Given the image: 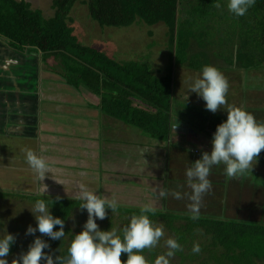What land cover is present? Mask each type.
Masks as SVG:
<instances>
[{
    "label": "trees",
    "instance_id": "trees-1",
    "mask_svg": "<svg viewBox=\"0 0 264 264\" xmlns=\"http://www.w3.org/2000/svg\"><path fill=\"white\" fill-rule=\"evenodd\" d=\"M224 1L51 0L53 16L47 18L42 10L34 9L27 0H0V37L15 48L40 51L45 62L52 58L58 60L66 73L65 80L98 97L103 113L140 130L151 139L169 142L176 116L193 130L194 136L211 140L217 125L226 120V116L204 108L184 110L174 107V63L192 64L196 72L201 73L204 66L211 65V54H216V49L221 47L227 50V57L216 56L215 61L222 59L233 66L236 62L240 75L244 76V70L249 78L256 73L263 76L264 72V0H256L238 22L232 18L230 22L225 20L228 25L218 34L217 28L213 29L214 25H211L217 21L218 15L222 16L220 13H224L221 11ZM79 3L87 5L90 18L101 27L130 28L137 22L153 27L163 24L168 29L172 53V64L166 75L157 78L147 66L122 64L102 51L83 45L70 26V16ZM217 3L220 8L216 7ZM204 25L208 28L205 31L201 28ZM175 56L178 61L174 60ZM215 61L213 64L217 65ZM245 82L241 81L243 85ZM243 107L247 109L245 101ZM258 109L247 110L258 115ZM257 164L264 167V150L259 154ZM5 197L6 194L0 192V199ZM51 199L56 198H44L46 201ZM80 204L81 201L60 199L51 208L54 217L65 220V237H69V241L63 237L51 242L50 249L45 250L54 261L57 257H67V249L74 238L67 224L77 211H81ZM106 211L119 213V219L124 220L122 226L132 215L139 214V210L121 207L115 212ZM202 215L193 220L192 216H182L171 210L150 214L154 225L161 224L168 232L167 238L175 239L181 245L172 260L179 264H264V222ZM111 228L119 230L121 227L109 222L105 231ZM194 245H199V253L193 252ZM17 250L16 241L9 256ZM168 250L161 239L156 247L145 249L141 254L147 264H154L155 259ZM126 258L122 253V262Z\"/></svg>",
    "mask_w": 264,
    "mask_h": 264
},
{
    "label": "crops",
    "instance_id": "crops-1",
    "mask_svg": "<svg viewBox=\"0 0 264 264\" xmlns=\"http://www.w3.org/2000/svg\"><path fill=\"white\" fill-rule=\"evenodd\" d=\"M47 62L40 51L15 48L0 37V190L19 186L31 197L75 201L89 191L134 210H179L188 199L190 206V155L209 152L211 140L175 131L169 142L151 139L103 113L98 97L64 81ZM27 150L49 165L44 180L26 163ZM218 174L211 169L208 177L215 188L222 183Z\"/></svg>",
    "mask_w": 264,
    "mask_h": 264
},
{
    "label": "clouds",
    "instance_id": "clouds-1",
    "mask_svg": "<svg viewBox=\"0 0 264 264\" xmlns=\"http://www.w3.org/2000/svg\"><path fill=\"white\" fill-rule=\"evenodd\" d=\"M256 0H228L227 9L236 17L244 16L255 5ZM217 8L221 5L217 3ZM229 84L224 75L214 66L206 65L202 68L198 78L189 85V92L195 93L205 102V110L215 114L226 105V95ZM227 118L217 125L211 139V152H202L200 158L186 169L188 187L191 189L190 212L192 219L199 217L200 204L203 194L211 189L209 180L211 169L214 166L223 165L224 173L228 177L242 174L253 169V161L264 150V123H258L250 112L240 107L229 106L226 111ZM174 120V119H173ZM174 123V122H173ZM178 125L174 123L175 129ZM146 163V161H144ZM26 163L44 180L50 171L45 159L36 155L32 150L26 152ZM46 191V188H45ZM166 192L161 191L163 197ZM176 199H181L179 192H174ZM81 201L79 209L86 211L87 220L82 231L74 234L70 246L67 249V257H57L46 252L50 249L49 243L42 237L58 241L65 237V220L54 217L51 208L59 202L37 199L32 206L31 213L35 219V227L29 225L26 236H33V241L26 251H22L12 264H147L141 254L145 249L157 246L164 235L161 227H156L150 219V214H155V209L143 206L139 214L132 215L129 222L119 230L111 228L108 231L100 230L97 220H104L108 209L115 212L118 203L115 200L101 198L89 191H82L78 197ZM58 230L54 231V228ZM0 236V264H9L7 257L10 249L16 243V237L6 230ZM41 234L37 236L36 234ZM165 254L158 256L154 264H170L169 257L181 250V245L175 239H167ZM193 252L199 253V245L193 246ZM126 254V260L122 262L121 254Z\"/></svg>",
    "mask_w": 264,
    "mask_h": 264
},
{
    "label": "rangeland",
    "instance_id": "rangeland-1",
    "mask_svg": "<svg viewBox=\"0 0 264 264\" xmlns=\"http://www.w3.org/2000/svg\"><path fill=\"white\" fill-rule=\"evenodd\" d=\"M34 9L42 10L45 17L53 16V11L51 9V0H27ZM228 0L224 1L222 16H217V21L214 22L211 26L216 27L217 33L220 34L223 32L225 25L228 23L225 20L238 22L236 16H231L227 9ZM226 4V5H225ZM70 26L74 29V33L77 36L78 40L85 46L95 48L99 51L104 52L113 60L119 63H137L142 64L143 66L149 67L150 73L157 78H161L166 75L168 69L171 66V47L168 43V29L162 24L158 26H148L143 23H136L130 28H113V27H101L98 23L93 21L89 16V11L87 5L77 4L71 14ZM233 20H232V19ZM220 22V23H219ZM203 31L206 28L205 25L201 27ZM199 29V28H198ZM209 35V34H207ZM216 54H211V66L217 68L227 79L229 84L228 92L226 95V105L222 110H225L229 106L244 108V101L250 100V104H245L247 109H257L260 110L258 115H255V119L258 123H264V114L261 111L264 107V72L263 76L260 73H256L249 78V75L244 72V76H241L237 71L236 67H239L236 62L234 66L222 59H217L216 56L227 57V50L221 49L218 47ZM215 53V52H214ZM227 53V54H225ZM175 56V61H178V57ZM217 63V65L213 64ZM225 63V66H218ZM173 66V81H174V107L176 109H205V102L198 98L195 93L189 92L190 83L198 78L201 73L196 72L192 64L184 63L179 64L174 63ZM47 66L54 67V70L57 72H62V78L64 81L66 73L62 71L60 62L55 58L50 59L46 63ZM154 68V70H153ZM60 69V70H59ZM246 77V78H245ZM241 81H247L244 85ZM260 88V89H259ZM225 111H217L215 114H219L223 117L227 113ZM186 135V134H185ZM192 137V136H191ZM193 140V138H190ZM175 148V147H172ZM171 148V149H172ZM170 150V149H169ZM209 153L211 148H209ZM206 152L200 150L199 154H191L190 157L192 160H198L202 154ZM253 169L238 174L233 177H228L224 173V166L218 165L212 168V172L218 175H222V183L218 188H215L216 185L212 186L215 188L213 191H207L202 196L199 216L202 214H207L212 218H226L234 220H244L255 221V222H264V167L257 164L253 161ZM218 170V171H216ZM0 173H2V168L0 167ZM13 177V176H12ZM14 186L20 184V182L11 181ZM180 182H175V185H179ZM180 186L176 189L178 190ZM2 194H6L5 198L0 199V236L5 234L6 230L9 234H12L16 237L18 242V250L12 256H8L7 259L9 263L16 259L22 251H26L28 245L33 241V236H26L25 232L29 225L35 227V219L30 212L33 206V203L37 197H31L30 194L24 193L23 190L17 189L2 191ZM8 194V195H7ZM189 202V199L187 200ZM187 202L186 206H183L182 209H173V213L177 212L182 214V216H192V213H189L190 206ZM176 210V211H175ZM224 216V217H223ZM208 217V216H207ZM119 213L109 214L104 220H97V224L100 230L105 231L109 222L116 227H122L124 220H120ZM87 220L86 211H77L72 218L69 220L67 227L70 229L71 234H78L82 231L83 225ZM252 223V222H251ZM157 227L163 229L164 235L161 239L164 240L166 244L167 230L163 228L160 224ZM115 229V228H113ZM37 236L41 234L37 233ZM49 244L54 240L49 239L48 237H42ZM69 241V237H65ZM170 264H179L178 261H174V257H169Z\"/></svg>",
    "mask_w": 264,
    "mask_h": 264
},
{
    "label": "water",
    "instance_id": "water-1",
    "mask_svg": "<svg viewBox=\"0 0 264 264\" xmlns=\"http://www.w3.org/2000/svg\"><path fill=\"white\" fill-rule=\"evenodd\" d=\"M174 123H176L178 126L174 128V125L172 127V130L175 132H183V133H187L188 129L186 128V126L184 124L181 123V121H179L178 119H174L173 120ZM190 134H194L193 130H190Z\"/></svg>",
    "mask_w": 264,
    "mask_h": 264
},
{
    "label": "flooded vegetation",
    "instance_id": "flooded-vegetation-1",
    "mask_svg": "<svg viewBox=\"0 0 264 264\" xmlns=\"http://www.w3.org/2000/svg\"><path fill=\"white\" fill-rule=\"evenodd\" d=\"M185 125V124H184ZM186 126V125H185ZM186 128L188 129V132L187 133H185V134H188V135H190V130L191 129H189L187 126H186ZM181 133H183V132H181ZM193 135V134H192Z\"/></svg>",
    "mask_w": 264,
    "mask_h": 264
}]
</instances>
